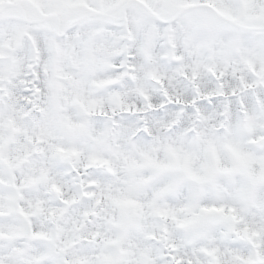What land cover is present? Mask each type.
I'll list each match as a JSON object with an SVG mask.
<instances>
[{
    "label": "snow or ice",
    "instance_id": "6c2138e0",
    "mask_svg": "<svg viewBox=\"0 0 264 264\" xmlns=\"http://www.w3.org/2000/svg\"><path fill=\"white\" fill-rule=\"evenodd\" d=\"M0 264H264V0H0Z\"/></svg>",
    "mask_w": 264,
    "mask_h": 264
}]
</instances>
